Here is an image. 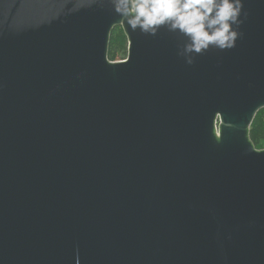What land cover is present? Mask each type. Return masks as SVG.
<instances>
[{
	"label": "water",
	"instance_id": "95a60500",
	"mask_svg": "<svg viewBox=\"0 0 264 264\" xmlns=\"http://www.w3.org/2000/svg\"><path fill=\"white\" fill-rule=\"evenodd\" d=\"M241 3L189 65L114 0H0V264H264V0Z\"/></svg>",
	"mask_w": 264,
	"mask_h": 264
},
{
	"label": "clouds",
	"instance_id": "9594fccd",
	"mask_svg": "<svg viewBox=\"0 0 264 264\" xmlns=\"http://www.w3.org/2000/svg\"><path fill=\"white\" fill-rule=\"evenodd\" d=\"M115 11L133 31L156 35L159 28L180 32L187 37L181 56L194 63L192 54L209 48L231 49L241 35V0H114Z\"/></svg>",
	"mask_w": 264,
	"mask_h": 264
},
{
	"label": "trees",
	"instance_id": "16d2710c",
	"mask_svg": "<svg viewBox=\"0 0 264 264\" xmlns=\"http://www.w3.org/2000/svg\"><path fill=\"white\" fill-rule=\"evenodd\" d=\"M127 55V37L120 26H114L109 34L107 60H123ZM248 139L257 151L264 150V109L257 112L248 128Z\"/></svg>",
	"mask_w": 264,
	"mask_h": 264
},
{
	"label": "rangeland",
	"instance_id": "374dc122",
	"mask_svg": "<svg viewBox=\"0 0 264 264\" xmlns=\"http://www.w3.org/2000/svg\"><path fill=\"white\" fill-rule=\"evenodd\" d=\"M123 60H125V59H123ZM123 60H119V61H123Z\"/></svg>",
	"mask_w": 264,
	"mask_h": 264
}]
</instances>
